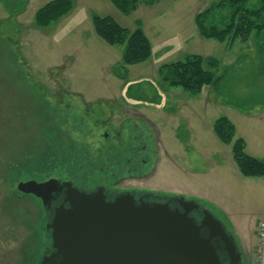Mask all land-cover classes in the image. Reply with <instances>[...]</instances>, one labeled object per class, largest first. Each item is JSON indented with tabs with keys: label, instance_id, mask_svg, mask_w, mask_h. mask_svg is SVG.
<instances>
[{
	"label": "rangeland",
	"instance_id": "1",
	"mask_svg": "<svg viewBox=\"0 0 264 264\" xmlns=\"http://www.w3.org/2000/svg\"><path fill=\"white\" fill-rule=\"evenodd\" d=\"M50 1L24 0L22 10L0 1V264H36L49 246L40 200L16 189L69 181L60 167L41 173L32 163L49 147L79 155L78 186L138 175L136 185L150 193L195 201L245 256L264 222V177H241L212 126L226 117L245 153L264 159V42L200 38L194 17L215 0H139L129 15L109 0H71L73 10L56 25L35 28L36 11ZM92 15L129 32L140 27L151 57L123 65V48L98 38ZM192 54L217 59L222 81L195 97L163 86L159 68ZM130 85L141 101L126 96Z\"/></svg>",
	"mask_w": 264,
	"mask_h": 264
},
{
	"label": "water",
	"instance_id": "2",
	"mask_svg": "<svg viewBox=\"0 0 264 264\" xmlns=\"http://www.w3.org/2000/svg\"><path fill=\"white\" fill-rule=\"evenodd\" d=\"M16 189L46 211L54 194H64L67 206L51 210L49 248L37 264H241L232 235L195 201L107 199L55 179L19 182Z\"/></svg>",
	"mask_w": 264,
	"mask_h": 264
},
{
	"label": "trees",
	"instance_id": "3",
	"mask_svg": "<svg viewBox=\"0 0 264 264\" xmlns=\"http://www.w3.org/2000/svg\"><path fill=\"white\" fill-rule=\"evenodd\" d=\"M4 5L17 3L24 6V0H0ZM122 14L129 15L137 9L139 0H109ZM177 1V0H176ZM252 0H215L204 11L197 13L194 24L197 34L205 40L233 44L236 40L247 41L254 36L264 42V0L251 5ZM154 2V1H153ZM151 2V4L153 3ZM73 10L71 0H53L39 8L34 15V27L47 29L58 23ZM94 32L106 44L123 48L121 62L123 65H135L151 57L150 42L140 27L129 32L120 27L112 18L91 16ZM219 62L213 57L203 58L200 55H187L181 61L163 65L159 68L160 83L167 88H180L190 96H198L205 87L218 85L223 75L217 74ZM133 86V85H132ZM131 85L127 88L132 91ZM128 98L141 101L136 95ZM132 97V98H131ZM212 131L223 145L231 146L232 161L239 175L243 178L264 177V159H257L245 153V144L241 138H235V128L226 118L217 119ZM42 159L33 160V164L42 173L60 167L69 173V181L75 185L81 183L77 171L82 172V160L76 153L62 148H47ZM31 163V164H32ZM40 163V164H39ZM77 171H73V169ZM46 239L48 237L45 232ZM38 263V262H36Z\"/></svg>",
	"mask_w": 264,
	"mask_h": 264
},
{
	"label": "flooded vegetation",
	"instance_id": "4",
	"mask_svg": "<svg viewBox=\"0 0 264 264\" xmlns=\"http://www.w3.org/2000/svg\"><path fill=\"white\" fill-rule=\"evenodd\" d=\"M134 139H136L134 137ZM133 154V155H132ZM131 156L129 157L128 160H125V162L128 163V165L131 167L130 170L128 171L129 175H132L134 172H135V168H134V153H132ZM123 162V161H122ZM132 162V163H131ZM138 163L140 164H144L145 161L144 160H141L139 161ZM136 178H131V177H128L127 179H121L115 183H113L111 186L110 185H104V184H98V185H95L94 188H86V186H78V185H75L72 181H67V182H71L75 187H77L80 191L86 193V194H99V193H103L105 195V197L107 199H113L115 198L116 196L118 195H121V194H131L134 199L136 201H138L139 199H142L143 201H147V202H160V201H164V200H171V201H176V200H179V199H183L182 197H161L157 194H153V193H150L148 191H146V189H142L141 187H138L135 183L136 181H138V175L135 176ZM81 180H83L82 178H80ZM84 182V181H83ZM62 183V182H61ZM24 196H31V195H24ZM33 197V196H32ZM63 198H64V194L63 192H60V193H57V194H54L50 203H49V210L46 211L45 209V213H46V216H45V222H47V220L49 219V217H51V210L53 208H56V207H59L60 205H64V207H66L67 205L63 203ZM184 200V199H183ZM41 202V201H40ZM42 205V203H41ZM203 208V207H202ZM194 217L195 214L193 215ZM47 233V232H46ZM237 244V249H238V252L240 254V263L241 264H245V256L242 252V250L239 248V244L238 242L236 243ZM48 247H45L43 249V252L42 254L44 255L45 252L48 251ZM39 249V248H38ZM41 250H42V247H41ZM37 264V263H36Z\"/></svg>",
	"mask_w": 264,
	"mask_h": 264
},
{
	"label": "built area",
	"instance_id": "5",
	"mask_svg": "<svg viewBox=\"0 0 264 264\" xmlns=\"http://www.w3.org/2000/svg\"><path fill=\"white\" fill-rule=\"evenodd\" d=\"M257 243L245 255V264H264V222L256 225Z\"/></svg>",
	"mask_w": 264,
	"mask_h": 264
},
{
	"label": "crops",
	"instance_id": "6",
	"mask_svg": "<svg viewBox=\"0 0 264 264\" xmlns=\"http://www.w3.org/2000/svg\"><path fill=\"white\" fill-rule=\"evenodd\" d=\"M240 238H243V239H244V237H242V236H241V237H239V239H240ZM255 238H256V237H255Z\"/></svg>",
	"mask_w": 264,
	"mask_h": 264
}]
</instances>
